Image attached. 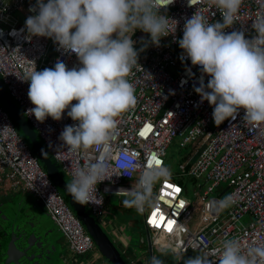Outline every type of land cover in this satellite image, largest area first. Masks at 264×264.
<instances>
[{
    "label": "built area",
    "instance_id": "obj_1",
    "mask_svg": "<svg viewBox=\"0 0 264 264\" xmlns=\"http://www.w3.org/2000/svg\"><path fill=\"white\" fill-rule=\"evenodd\" d=\"M36 0H0V77L8 91L23 110L46 147L72 180V171L82 165L78 154L58 149L59 136L66 125L74 122L66 110L60 121L51 117L38 122L28 110L34 105L28 98L30 81L26 73L35 68L42 71L53 68L62 60L68 69L80 67L75 54H66L58 49L52 39L32 37L28 39L26 19L35 13L30 9ZM198 10L210 23L222 22V15L208 0H174L160 10L161 15L177 22L176 30L162 37L159 46L151 43L150 35L142 31L133 36L139 52L138 64L133 67L128 79L134 85L136 106L118 118L116 150H128L142 165L149 155H157L166 165L167 150L175 138H181L180 147L192 146L195 156L180 165V173L171 176L164 186V198L155 208L143 213V225L151 235L152 243L161 247L184 249L186 253L198 254L191 245L198 243L206 251L220 247L224 239L239 237L245 247L264 244V125L250 131L243 126L244 110L236 120H226L211 129L213 106L194 90L200 86L201 68L193 66L191 60L182 56L178 41L183 38L185 21ZM15 12L22 13L16 25L10 24ZM258 14H264V0H243L236 23L225 31L246 29V38L254 35L251 25ZM115 38V37H114ZM143 49V50H141ZM207 85L209 77L204 76ZM77 101H73V104ZM144 132L145 135L140 133ZM98 153L89 152L94 159ZM139 170L129 171L124 176L113 173L110 180L98 185V198L86 204L91 214L99 220L106 216L108 197L124 188L131 190L138 179ZM191 181L203 180L206 187L204 197H199V206L192 208L186 199L188 187L184 177ZM20 187L33 195L43 205L49 217L62 233L68 248L77 255L94 252L95 242L81 221L71 210L67 201L55 187L51 178L33 154L25 140L0 104V181ZM228 191L220 194L227 188ZM170 186V187H169ZM160 185L156 186V190ZM167 193V194H166ZM217 194L216 197L210 195ZM232 196L231 209L216 211L211 202ZM210 197V198H209ZM196 209L199 220L193 229L188 224L194 219ZM163 221L156 226L153 221ZM248 223H243L244 217ZM172 230L168 231V222ZM211 259H216L211 256Z\"/></svg>",
    "mask_w": 264,
    "mask_h": 264
},
{
    "label": "clouds",
    "instance_id": "obj_2",
    "mask_svg": "<svg viewBox=\"0 0 264 264\" xmlns=\"http://www.w3.org/2000/svg\"><path fill=\"white\" fill-rule=\"evenodd\" d=\"M189 2L192 6L193 0ZM208 2L219 10L222 22L210 23L200 10L186 19L183 38L178 41L182 59L200 66V86L194 90L201 103L213 106L215 125L236 120L243 109V126L254 131L264 125V14L252 22L254 35L249 39L246 29L225 31L236 23L243 0ZM172 3L174 0H36L30 9L35 14L25 22L28 39H52L59 50L75 54L81 65L68 69L57 60L53 68L29 70L24 79L30 81L28 98L34 105L29 115L41 123L49 117L60 121L70 109L68 116L77 122L65 126L58 149V154L66 148L83 158L66 184L76 203H92L98 198L99 184L110 180L113 173L124 176L134 170L139 175L131 190L121 188L115 193L128 197L123 200L126 208L143 214L164 198L171 172L163 160L149 154L139 165L135 155L116 150L114 142L118 118L137 104L134 85L128 79L139 57L133 36L140 30L159 46L162 37L176 30L177 22L160 14ZM90 151L98 155L89 159ZM232 203L229 195L211 202V207L220 211ZM191 247L198 254L187 256L184 249L171 246L161 247L160 252L172 256L177 264H264V244L245 247L239 237L224 239L212 252L198 243ZM151 264L165 261L154 255Z\"/></svg>",
    "mask_w": 264,
    "mask_h": 264
},
{
    "label": "water",
    "instance_id": "obj_3",
    "mask_svg": "<svg viewBox=\"0 0 264 264\" xmlns=\"http://www.w3.org/2000/svg\"><path fill=\"white\" fill-rule=\"evenodd\" d=\"M0 104L19 134L29 139V145L34 151L29 148L38 158L58 191L64 194V199L68 201V205L94 240L105 262L128 264L86 204L76 203L66 191L68 182L64 171L46 145L44 146L40 141L42 138L14 100L1 77ZM228 189L229 187L220 196H223ZM50 221L48 213H43L42 209L33 202L9 200L6 204H0V264H68L62 251L60 237ZM146 233L148 250L152 258L153 243L150 233Z\"/></svg>",
    "mask_w": 264,
    "mask_h": 264
},
{
    "label": "rangeland",
    "instance_id": "obj_4",
    "mask_svg": "<svg viewBox=\"0 0 264 264\" xmlns=\"http://www.w3.org/2000/svg\"><path fill=\"white\" fill-rule=\"evenodd\" d=\"M21 16L23 15L20 12L13 13L12 17L10 18V24L12 26L16 25V20H21ZM216 127L217 126L213 122L211 129L213 130ZM23 139L25 140L27 145L31 148V146L29 145L30 144L29 139L26 137H23ZM40 141L45 146L44 141L42 139H40ZM180 142H181V138L179 137L175 138V140L172 142V144L169 146L167 150L166 166L170 169L171 176L180 173V165L186 162L187 160H189L191 157L195 156V151L191 145L181 148ZM65 176L67 180L71 182L70 177L67 174ZM183 177L185 182L184 186L188 187V192L186 193L185 196L186 199L189 202H191L192 208L193 206L194 207L199 206V202H198L199 197L201 198L204 197V191L206 190V187H203L201 189L199 188V186L204 185V181L197 180V183H194L193 181H191L189 176L183 175ZM227 186H228L227 184H223L222 188H226ZM60 194L64 196V194H62L61 192ZM216 196H217L216 193L210 195V197H216ZM124 199L126 198L115 195L109 196L106 216L103 219L102 218H99V220L97 218L96 219L98 220L103 230L108 234V236L111 238L113 242H116L115 240L117 236L119 238L124 239V241L122 240L121 245L120 243H115V245L121 251L124 259L127 261L128 264H146V262L143 260V257L145 258L149 256V250H148L147 233L144 228V225L142 224L143 214L137 213L135 209L126 208L123 204ZM230 209L231 206L224 209V211L227 212ZM72 211L74 212L73 209ZM199 214L200 212L196 209L194 213V219L188 224L190 229H193L196 222L199 220ZM242 222L248 223L249 217L248 216L244 217L242 219ZM53 226L56 227L54 223ZM58 233L60 232L58 231ZM60 236L64 239L62 233H60ZM126 239H130L128 247H126ZM97 250L99 251V249ZM66 252L68 253V251ZM153 253L156 257L163 259L165 261V264H177V261L173 260L172 256H162L159 246L154 245V243H153ZM186 254L187 256H193L191 253H186ZM95 255L96 253L94 251L86 255H79L78 259L79 261H87L88 259L92 258ZM100 256L102 258V255ZM101 258L99 259V261H97V264H110L108 261L105 262V260ZM151 259L152 258H150L149 261H151ZM172 261L174 263H172Z\"/></svg>",
    "mask_w": 264,
    "mask_h": 264
},
{
    "label": "crops",
    "instance_id": "obj_5",
    "mask_svg": "<svg viewBox=\"0 0 264 264\" xmlns=\"http://www.w3.org/2000/svg\"><path fill=\"white\" fill-rule=\"evenodd\" d=\"M9 200H13L14 202H16V201L33 202L39 208L42 209V212L43 213H47L46 210H45V208L43 207V205L33 195L25 192L20 187H13L7 181H4V180L2 182L0 181V204H2V203H5L6 204ZM50 220H51V218H50ZM50 222H51V224H53L52 223L53 222L52 220ZM142 224H143V222H142ZM53 228L56 229V232H57L56 234H58L59 237H60L61 245L63 246V250L62 251L67 255L68 259H70L73 262L76 261V262H78L80 264H97V261H99V259L101 258L100 251H98L97 249H95V253H96L95 256H93L92 258L88 259L87 261H79V259H78V256L79 255H76V254H74V253H72L70 251V249L68 248V245H67L66 241H64V239L60 236V233H58L59 230L57 229V227H54L53 226ZM122 240L124 241V239L119 238L117 236L116 237V240H115L116 242H114V243H120V245H121L122 244ZM129 241H130V239H126V247H128ZM66 251H68V253ZM153 256H154V253H153ZM149 257L151 258L150 252H149V256H147L145 258L143 257V260L146 262V264H151V261H149L150 260ZM102 258H103V256H102ZM173 260H175V259L173 258ZM172 263H174V262L172 261Z\"/></svg>",
    "mask_w": 264,
    "mask_h": 264
},
{
    "label": "snow or ice",
    "instance_id": "obj_6",
    "mask_svg": "<svg viewBox=\"0 0 264 264\" xmlns=\"http://www.w3.org/2000/svg\"><path fill=\"white\" fill-rule=\"evenodd\" d=\"M140 134H141V135H145L144 132H141ZM169 187H170V186H169ZM166 194H167V193H166ZM163 219H164V218L161 217L160 222H158V221H156V219H155V215H154V216H153V221H152V222H153L154 224H156V226L159 227V226H160V223L163 221ZM172 223H173L172 221H169V222H168V231H171V230H172Z\"/></svg>",
    "mask_w": 264,
    "mask_h": 264
},
{
    "label": "flooded vegetation",
    "instance_id": "obj_7",
    "mask_svg": "<svg viewBox=\"0 0 264 264\" xmlns=\"http://www.w3.org/2000/svg\"><path fill=\"white\" fill-rule=\"evenodd\" d=\"M72 253H73V252H72ZM64 255H65L64 257H65V259L67 260V263H68V264H80V263H78V262H76V261L73 262V261H71L70 259H68L67 255H66L65 253H64ZM76 255H77V254H76ZM74 260H75V259H74Z\"/></svg>",
    "mask_w": 264,
    "mask_h": 264
},
{
    "label": "trees",
    "instance_id": "obj_8",
    "mask_svg": "<svg viewBox=\"0 0 264 264\" xmlns=\"http://www.w3.org/2000/svg\"><path fill=\"white\" fill-rule=\"evenodd\" d=\"M139 32H140V30H137L136 33L134 34V36H136L137 34H139ZM32 151H34V150H32ZM64 175H66V174L64 173ZM65 179H66V181H67L68 183H70V182L67 180L66 176H65ZM66 201H67V200H66ZM67 202H68V201H67Z\"/></svg>",
    "mask_w": 264,
    "mask_h": 264
}]
</instances>
